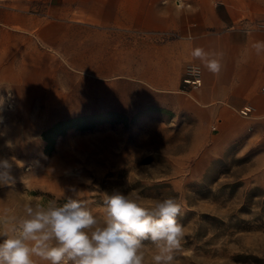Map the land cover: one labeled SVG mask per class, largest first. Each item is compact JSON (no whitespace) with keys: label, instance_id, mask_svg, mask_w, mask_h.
<instances>
[{"label":"rangeland","instance_id":"374dc122","mask_svg":"<svg viewBox=\"0 0 264 264\" xmlns=\"http://www.w3.org/2000/svg\"><path fill=\"white\" fill-rule=\"evenodd\" d=\"M173 37L74 30L52 81H0V96L9 89L15 98L11 108L0 107V158L13 161L16 178L14 187L0 188V216L22 217L25 204L62 205L71 197L103 223L105 191L119 189L145 204L173 196L185 230L173 264H264L262 150L230 146L192 169L201 151L191 148L197 126L180 108L183 97L138 81L139 53L149 68L155 44ZM124 47L132 81H122ZM108 111L112 121L89 128L55 126L83 114L106 118ZM143 251L145 264H154L158 250L148 243Z\"/></svg>","mask_w":264,"mask_h":264},{"label":"crops","instance_id":"0c3cea01","mask_svg":"<svg viewBox=\"0 0 264 264\" xmlns=\"http://www.w3.org/2000/svg\"><path fill=\"white\" fill-rule=\"evenodd\" d=\"M179 2L0 0V81H52L51 71L63 64L62 44L74 30L174 33L155 44L149 68L146 53H139L138 81H155L157 89L183 97L180 108L197 126L191 148L201 151L192 169L201 170L230 146L264 154V50L257 54L254 47L264 42V0ZM196 47L221 54L218 74L191 56ZM123 49L122 81H132L130 49ZM187 63L199 66V86L182 83ZM245 105L252 107L246 116L238 112Z\"/></svg>","mask_w":264,"mask_h":264},{"label":"clouds","instance_id":"9594fccd","mask_svg":"<svg viewBox=\"0 0 264 264\" xmlns=\"http://www.w3.org/2000/svg\"><path fill=\"white\" fill-rule=\"evenodd\" d=\"M254 47L259 54L264 42ZM220 55L200 47L191 52L213 74L221 71ZM199 71L192 65L189 74ZM6 100L0 96V107ZM5 144L11 147L9 141ZM12 169V160L0 158V188L14 187ZM23 207L22 217L0 216V264H37L36 258L46 264H145L143 249L148 243L158 250L154 264H173L185 239L178 220L182 206L173 196L145 204L141 197L119 189L105 191L103 223L84 201L71 197L62 205L50 200L46 206Z\"/></svg>","mask_w":264,"mask_h":264},{"label":"trees","instance_id":"16d2710c","mask_svg":"<svg viewBox=\"0 0 264 264\" xmlns=\"http://www.w3.org/2000/svg\"><path fill=\"white\" fill-rule=\"evenodd\" d=\"M113 111H108L106 114V118H97V115L94 113L91 114H83L76 116L72 119H66L64 121H58L55 126H63L65 128H71V127H77V128H89L93 126L96 123L105 122V121H112L110 115H113ZM71 120V121H69ZM73 120V121H72ZM60 133L53 134V137L55 135H59Z\"/></svg>","mask_w":264,"mask_h":264},{"label":"built area","instance_id":"2783aa9c","mask_svg":"<svg viewBox=\"0 0 264 264\" xmlns=\"http://www.w3.org/2000/svg\"><path fill=\"white\" fill-rule=\"evenodd\" d=\"M178 3V2H177ZM192 65H196L194 63H190L187 65L186 67V76L182 79V81L186 84H189L191 86H199L200 83H201V78H200V71H199V74L196 75V76H193V75H190L189 74V70L191 68ZM198 66V65H196ZM199 67V66H198ZM262 89H264V87H262ZM4 97H7V100L5 102V107L6 108H11L13 105H14V102H15V98H14V95L12 93V91H10V96H9V89L6 90L4 92ZM252 107L250 105H245L243 107H241L240 109H238V112L241 114V115H248L249 112L251 111Z\"/></svg>","mask_w":264,"mask_h":264},{"label":"bare ground","instance_id":"6f19581e","mask_svg":"<svg viewBox=\"0 0 264 264\" xmlns=\"http://www.w3.org/2000/svg\"><path fill=\"white\" fill-rule=\"evenodd\" d=\"M178 3L177 4H179L180 2H179V0H176Z\"/></svg>","mask_w":264,"mask_h":264}]
</instances>
